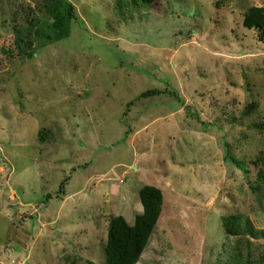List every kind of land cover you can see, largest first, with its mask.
Segmentation results:
<instances>
[{"label":"rangeland","instance_id":"374dc122","mask_svg":"<svg viewBox=\"0 0 264 264\" xmlns=\"http://www.w3.org/2000/svg\"><path fill=\"white\" fill-rule=\"evenodd\" d=\"M59 1L0 0V264H106L112 217L134 225L146 186L164 205L139 264H264V239L224 228L264 232V43L243 25L264 0H69L48 44L34 21Z\"/></svg>","mask_w":264,"mask_h":264},{"label":"trees","instance_id":"16d2710c","mask_svg":"<svg viewBox=\"0 0 264 264\" xmlns=\"http://www.w3.org/2000/svg\"><path fill=\"white\" fill-rule=\"evenodd\" d=\"M141 2L154 5L160 0H141ZM47 18L52 19V22L46 21V28L42 26L40 20L34 21L35 34L46 40L48 44L61 41L71 33V24L77 18L76 8L69 0H60L56 6L48 10ZM243 25L249 30L258 32L259 41L264 43V7H251L244 15ZM30 36L31 33L26 34L23 29H16L15 31L14 45L19 51L20 57L25 56L23 47L29 48L32 46V42L28 40ZM27 56L32 59L35 54L29 53ZM158 94H160L158 91H149L141 97L147 98ZM257 108L258 105H251L245 110L244 116H249ZM253 128L264 133V122L253 125ZM227 147L229 148V145ZM226 161L243 171L250 179L252 169H250L249 163L235 158L229 150ZM252 164L258 170L256 176L257 186H252V190L258 192L264 185V152L260 153ZM140 198L144 212L137 216L134 225L129 224L123 216L112 217L105 251L106 264L140 263L162 215L164 195L159 188L146 186L140 191ZM224 228L229 238H241L246 235L249 241L253 238L264 239V232L259 233V231H256L252 223L242 215L228 217L224 222ZM247 243L251 249L250 242ZM241 253L240 251L234 256L232 264H251L249 260L244 262Z\"/></svg>","mask_w":264,"mask_h":264}]
</instances>
